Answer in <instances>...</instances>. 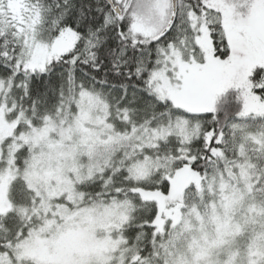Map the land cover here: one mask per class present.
Masks as SVG:
<instances>
[{
    "label": "snow or ice",
    "instance_id": "obj_1",
    "mask_svg": "<svg viewBox=\"0 0 264 264\" xmlns=\"http://www.w3.org/2000/svg\"><path fill=\"white\" fill-rule=\"evenodd\" d=\"M0 264H264V0H0Z\"/></svg>",
    "mask_w": 264,
    "mask_h": 264
}]
</instances>
